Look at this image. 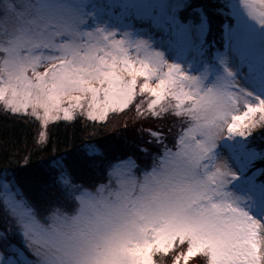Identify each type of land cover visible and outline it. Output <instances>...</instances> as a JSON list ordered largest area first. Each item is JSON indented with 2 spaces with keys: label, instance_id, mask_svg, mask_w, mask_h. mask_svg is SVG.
Instances as JSON below:
<instances>
[{
  "label": "snow or ice",
  "instance_id": "6c2138e0",
  "mask_svg": "<svg viewBox=\"0 0 264 264\" xmlns=\"http://www.w3.org/2000/svg\"><path fill=\"white\" fill-rule=\"evenodd\" d=\"M159 2L171 5L167 15L178 22L187 0ZM242 7L264 32V7L249 0ZM89 8L88 0H0V112L37 122L41 150L50 123H103L131 107L140 119L171 117L181 131L169 146L160 130L141 127L151 138L136 146L137 158L151 161L143 167L91 146L79 157L54 159L55 175L37 185V203L15 177L0 178V239L20 234L33 257L10 244L15 256L0 264H162L161 257L170 264H264V181L257 180L264 170L247 174L252 158H264L247 139L264 126V65L250 66L241 84L225 54V75H196L168 63L149 40L101 24ZM161 14L136 13L166 28ZM85 177L92 187L77 183Z\"/></svg>",
  "mask_w": 264,
  "mask_h": 264
},
{
  "label": "trees",
  "instance_id": "16d2710c",
  "mask_svg": "<svg viewBox=\"0 0 264 264\" xmlns=\"http://www.w3.org/2000/svg\"><path fill=\"white\" fill-rule=\"evenodd\" d=\"M196 9H202L210 23V34L223 42V30L229 18L225 15L227 6L222 0H190L182 12L181 18L187 21L193 18L199 22L201 17ZM222 45V44H221ZM154 122L155 125H151ZM181 124L171 117L163 120L140 119L135 108L131 107L124 113L111 114L106 122H90L78 117L76 121L50 123L47 132L49 143L43 150L35 145V137L40 130L37 122L19 119L12 114L0 112V172H8L15 177L16 184L29 201H40L41 193L37 190L40 183H49L55 175L50 165L54 159L64 157L65 160L83 155L91 146L93 149H109L110 156L133 157L138 165L143 166L151 161L138 159L136 146L151 138L141 134V127H151L165 133L166 142L171 145L173 137L179 132ZM253 143L264 152V126L253 130ZM27 161V162H26ZM264 170V158L254 160L252 170ZM103 176L107 173L103 172ZM257 180L264 181V175H257ZM89 178H81L77 183L92 187ZM105 179L99 182L103 183ZM58 192V189H50ZM57 204V203H54ZM53 204V205H54ZM58 205V204H57ZM4 208L0 201V231L4 230ZM11 242H17L12 232L7 240L0 239V249L7 252ZM162 264H170L161 259Z\"/></svg>",
  "mask_w": 264,
  "mask_h": 264
},
{
  "label": "rangeland",
  "instance_id": "374dc122",
  "mask_svg": "<svg viewBox=\"0 0 264 264\" xmlns=\"http://www.w3.org/2000/svg\"><path fill=\"white\" fill-rule=\"evenodd\" d=\"M189 1L187 0L186 5ZM88 2L90 5L89 10L97 12L101 24H108L117 32H130L135 39L149 40L156 51L164 53L168 63L181 64L196 75L205 72L212 77L225 75V66L220 63V58L225 54L228 55L227 67L236 74L241 84L248 80L250 66L258 69L261 65H264V32H261L255 21L246 15L242 7L243 0H222L227 6L225 15L229 18L223 30L224 39L222 43L220 39L215 38V35L210 34V23L202 9H196L195 12L201 17L199 22L194 21L193 18L184 21L181 18L183 10L179 12L177 22L167 15L166 9L170 8L171 5L161 4L159 0H88ZM165 2L172 3L174 0H165ZM249 2L253 3L258 10L264 7L259 5L258 0H249ZM93 4L97 6L95 9L91 8ZM152 10H159L162 13L158 19L167 25L166 28H155L150 21L136 15V13ZM205 53H208V55H205ZM142 79L140 78L138 83L142 82ZM152 83L154 86L156 81ZM150 98V94H145V100ZM140 99L141 97L138 96L137 100ZM151 125H155V123L152 122ZM162 133L165 136V133ZM247 139L250 142L249 147L260 153L261 151L257 149L256 144L252 141L253 134ZM221 144H223V141H221ZM219 151L222 154L223 161L229 164L233 163L226 148L221 147ZM256 159H251L247 171L248 175H252L253 172L257 171L252 170ZM136 164L138 165L137 162ZM236 167L233 164V168ZM8 174L6 171L0 172V178L6 176L11 181L13 177H9ZM103 183H106V181ZM19 190L22 192L21 188ZM23 196L26 198L24 194ZM0 201L5 210L6 202L2 190H0ZM52 206L63 207L61 204ZM67 210L71 211L70 208ZM2 220L4 221V219ZM14 234L17 236V242H11L10 244H15L24 251L29 259H33L31 253L23 246L22 236L15 232ZM9 245L7 252L0 249V257L7 259L9 256H15V253L9 251Z\"/></svg>",
  "mask_w": 264,
  "mask_h": 264
}]
</instances>
